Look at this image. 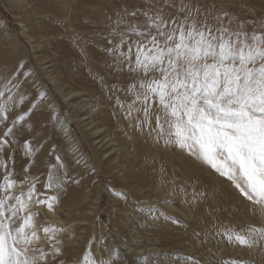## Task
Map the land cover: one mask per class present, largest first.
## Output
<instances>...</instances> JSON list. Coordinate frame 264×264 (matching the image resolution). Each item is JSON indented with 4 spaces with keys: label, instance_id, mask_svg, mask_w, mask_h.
<instances>
[{
    "label": "rangeland",
    "instance_id": "rangeland-1",
    "mask_svg": "<svg viewBox=\"0 0 264 264\" xmlns=\"http://www.w3.org/2000/svg\"><path fill=\"white\" fill-rule=\"evenodd\" d=\"M181 5L198 8V18L213 27L224 24L259 32L264 24V0H0V89L18 74L20 88L13 112L19 115L35 104L26 122L30 127L19 137L21 143L23 138L31 139L38 149L27 176L38 177L36 190L44 192L49 165L57 163L54 156H59L68 175L79 180L65 183L53 210L30 205L31 211L42 213L35 218L38 230L45 221L63 229L56 234L61 251L55 255L42 230L38 231L40 238L33 246L48 252L46 264H85L86 255L87 264H222L227 260L264 264V238L253 235L256 242L246 246L230 243L222 235L264 229V207L252 206L226 179L187 151L165 145L163 137L155 139L147 128L137 129L135 117L143 115V106L133 103L128 86L138 74L114 63L107 51L109 40L118 42L113 30L122 31L116 27L118 17L134 20L143 31L148 17L157 13L165 19H183L178 11ZM132 12L135 17L128 15ZM84 18H88L86 25H82ZM128 39L143 41L144 37L132 34ZM127 48L122 46L123 51ZM51 77L59 83L55 85ZM72 91L78 94L65 100L64 94ZM20 95L25 99L17 105ZM128 105L141 109L131 121L125 118ZM152 107L155 126L158 105ZM90 111L96 121L87 124ZM97 124L102 135H89ZM4 130L0 126V135ZM22 151L16 147V194L29 187L20 183L29 161ZM111 154L115 159H110ZM132 160L141 177L134 184L142 192L138 198L113 185L114 174L123 177ZM112 164L116 167L110 173ZM119 194L127 195L134 206L125 210ZM79 196L84 202L87 196L90 203L98 200L93 214H87L91 205L79 206Z\"/></svg>",
    "mask_w": 264,
    "mask_h": 264
},
{
    "label": "snow or ice",
    "instance_id": "snow-or-ice-1",
    "mask_svg": "<svg viewBox=\"0 0 264 264\" xmlns=\"http://www.w3.org/2000/svg\"><path fill=\"white\" fill-rule=\"evenodd\" d=\"M178 11L183 19H165L159 13L149 16L143 31L134 20L117 18L116 27L122 31L113 30L118 42L109 40L107 51L114 63L138 74L128 86L135 97L133 103L139 101L143 106V115L135 117V127L147 128L155 133V139L163 137L165 145L187 151L226 179L242 198L264 207V24L259 32L239 31L224 24L210 26L206 19L198 18V8L181 5ZM128 15L135 17L136 13ZM132 34L144 37L143 41H129ZM125 44L127 51L122 50ZM15 75L16 80L9 77L0 89V126L5 127L0 135V264H46L48 252L33 246L40 238L38 231L42 230L55 255L61 251L56 234L63 229L45 221L38 230L35 218L42 213L31 211L30 205L53 210L65 183L79 180L68 175L59 156H54L57 163L49 165L44 192L36 190L38 177L27 176L38 149L31 139L23 138L21 143L19 137L30 127L26 122L35 104L19 115L13 112L20 88ZM24 99L20 95L16 104ZM154 103L158 105L155 126ZM140 111L128 105L125 118L131 121L134 112ZM14 145L29 158L20 181L29 187L19 194L14 192L18 175ZM48 189L54 194L48 195ZM222 235L230 243L251 246L256 242L253 235L264 238V229L252 228L247 235L231 231ZM84 261L87 264V255ZM222 264L242 262L227 260Z\"/></svg>",
    "mask_w": 264,
    "mask_h": 264
},
{
    "label": "bare ground",
    "instance_id": "bare-ground-1",
    "mask_svg": "<svg viewBox=\"0 0 264 264\" xmlns=\"http://www.w3.org/2000/svg\"><path fill=\"white\" fill-rule=\"evenodd\" d=\"M88 1V0H87ZM84 20H86V21H84V22H82L81 24L82 25H86L87 23H88V18H84ZM78 23H80L79 21H78ZM35 45V44H34ZM35 47V46H34ZM71 49H72V47H71ZM51 80H52V82L56 85L57 84V82H58V80L56 79V80H54L53 79V77H51ZM57 81V82H56ZM59 83V82H58ZM58 88H60V87H58ZM61 89V88H60ZM71 90H73V89H71ZM43 91V89L39 92V93H41ZM76 94H78V93H75V92H69V93H65L64 94V98H65V100H70V98L72 97V96H74V95H76ZM88 114H90V117H88L89 118V122H87V124H92V123H94L95 121H96V119H95V116L92 114L91 115V111L90 112H88ZM88 118H86V119H88ZM85 120V119H84ZM101 126L99 125V124H97V125H94V126H92L90 129H92V130H90V132H89V135H92V134H94V135H96V134H98V135H102V133L103 132H101L102 130H101V128H100ZM94 128V129H93ZM88 134V133H87ZM184 156H185V159L188 161V160H190L189 159V157L187 156V153H184ZM113 157L114 156H112V154H111V156H110V159H113ZM182 157H180V159H181ZM109 158H108V160H106V161H108V162H106L107 164H110L111 163V160H110ZM114 159H115V157H114ZM118 163H120V161L118 162ZM136 163V160H132L131 161V163L130 164H127L128 166L126 167L125 165V169H124V173H123V177H120L119 175L120 174H118V172H116L115 174H114V183H113V185H115L116 184V186H120V187H122V188H126L127 190H128V193L130 194L129 196H133L132 198H138L139 196H140V194L142 193L141 192V189H139L137 186H135L134 184L135 183H140L141 182V177H140V174H138V172H137V170L134 168V167H132V165H134ZM115 167L116 166H114L113 164H112V166L110 167V173H112V170L113 169H115ZM112 186V185H111ZM227 186V185H226ZM227 187H229V186H227ZM124 190V189H123ZM126 190V191H127ZM228 190L231 192V193H233V191L235 192V189L232 191L230 188H228ZM141 192V193H140ZM120 195V194H119ZM120 196H122L123 198H121L122 200L121 201H119V203L125 208V210H128L130 207H133L134 206V203L132 202V204L129 202V197L127 196V195H120ZM84 197V196H83ZM88 197V196H87ZM87 197H84L85 199H86V202H84V200H83V198H82V196H79V206H84V207H87L88 205H91V209H90V211H87V214L88 215H91V214H93L95 211H94V209L96 208V205H97V199H95V202L94 201H92L93 203H90V201H91V199L89 200V199H87ZM89 198V197H88ZM88 201V202H87ZM253 204V203H252ZM33 205V204H32ZM257 205V204H256ZM255 204H253L252 206H256ZM117 206H118V204H117ZM120 206V205H119ZM118 206V207H119ZM34 207V206H33ZM74 207L76 208L77 207V205L75 204L74 205ZM30 208H31V206H30ZM264 209V208H263ZM121 210V209H120ZM261 210H262V208H261ZM34 211V210H33ZM130 219V218H129ZM167 242V241H166ZM165 247V246H164ZM151 250V249H150ZM146 251V250H145ZM149 252H151V251H149ZM137 255V254H136Z\"/></svg>",
    "mask_w": 264,
    "mask_h": 264
}]
</instances>
